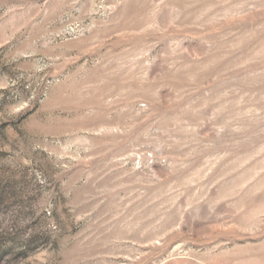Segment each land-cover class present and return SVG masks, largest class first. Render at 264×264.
I'll return each instance as SVG.
<instances>
[{
	"label": "rangeland",
	"instance_id": "1",
	"mask_svg": "<svg viewBox=\"0 0 264 264\" xmlns=\"http://www.w3.org/2000/svg\"><path fill=\"white\" fill-rule=\"evenodd\" d=\"M0 264H264V0H0Z\"/></svg>",
	"mask_w": 264,
	"mask_h": 264
}]
</instances>
